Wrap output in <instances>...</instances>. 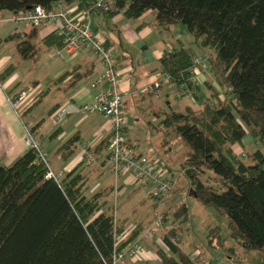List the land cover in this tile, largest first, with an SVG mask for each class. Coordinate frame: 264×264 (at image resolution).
Segmentation results:
<instances>
[{"label":"trees","instance_id":"1","mask_svg":"<svg viewBox=\"0 0 264 264\" xmlns=\"http://www.w3.org/2000/svg\"><path fill=\"white\" fill-rule=\"evenodd\" d=\"M96 1L0 0V12H20L36 5L50 12L59 2L64 9L75 8L73 13L89 16L93 10L100 11ZM148 10L154 11L153 24L160 31L181 23L198 48L195 53L179 46L161 55L159 67L169 77L166 84L182 88L183 96L191 92L194 99L198 97L190 68L195 57L203 55L213 81L230 96L228 100L220 97L206 81L210 94L200 106L189 103L171 110L161 127L171 129L187 144L189 151L181 165L199 202L226 217L229 236L238 246L262 250L264 154L257 148L246 163L233 145L250 135L264 146V0H113L108 10L100 12L137 19ZM26 34L17 45L22 57L34 54ZM12 38L0 39V44ZM41 42L48 47L62 45L54 32ZM13 68L7 66L0 80ZM91 70L76 73L74 79ZM19 92L10 91L9 98ZM76 140L70 137L62 148L68 149ZM47 170L35 148H28L9 166L0 164V264H113L114 256L136 240L143 226L136 224L116 243L128 222L117 219L102 192L88 193L84 175L76 168L58 179L47 177ZM175 214L185 220L186 204ZM177 230L172 223L162 238L171 255L161 248L156 253L162 264H193L171 239ZM206 239L212 247L223 244L219 227L209 228Z\"/></svg>","mask_w":264,"mask_h":264},{"label":"crops","instance_id":"2","mask_svg":"<svg viewBox=\"0 0 264 264\" xmlns=\"http://www.w3.org/2000/svg\"><path fill=\"white\" fill-rule=\"evenodd\" d=\"M11 13L9 11L0 12V39L14 36V38L0 44V73L9 65L14 67L7 77L0 80V164L9 166L28 150L25 143L26 126L31 128L33 136L43 135L44 139L47 140L46 142L43 141L48 147L52 145V150L56 152V156H59L54 160V165L58 166L57 161L60 159L59 165L64 166L65 173L76 168L84 175L89 187L88 193L101 191L103 199L107 201V205L112 206L118 220L126 219L128 224H141L143 229L136 241L151 253L152 258L148 264H162L156 249L151 247L152 242L163 244L160 241L163 237H160L159 233L166 234L169 226H166L164 230L155 229L152 239L146 237L145 230L152 227L154 212L149 187L134 183L129 175L115 179L107 170L105 157L109 131L104 115L100 112L73 113L68 115L60 124H56L54 121V113L59 107L67 103L81 105L91 102L96 93L105 88V82L99 80L101 68L98 65V58L90 49L85 47L61 57L55 55L53 46L48 47L41 42V39L53 32L52 24L42 23L35 27L17 26L8 19ZM89 17L91 27L98 32L102 23L105 24L107 33L102 34V36L107 46L112 50L116 67L121 71L118 88L123 95L128 116V125L124 129L127 139L142 152V159L151 163H163L170 168L171 174L174 173L172 169L174 168L172 166L174 161L168 155L174 154L173 146L180 139L179 135L171 129L162 128L161 120L171 110H178L185 104L197 102V97L192 100L187 96H181L182 94L174 85L166 84V82H162L155 93H141L140 89L154 80H162L163 73L159 67V58L165 51L184 46L197 53V46L194 42L185 45L178 36L175 38L176 41L171 39L172 42L166 43L169 48L163 45V39H161L162 43L157 41L153 44L149 43V39L153 37L151 34H154V30L158 28L153 24V10L146 11L137 19H128L121 13L109 17L97 10L90 12ZM158 31L160 30L158 29ZM24 33H27L25 36L29 37L34 44L32 56L22 57L18 52L17 45ZM42 69L44 70L43 73H47V77L37 74ZM88 69H92L90 73L74 79L76 73ZM64 73L67 74L60 77ZM204 73L203 71V77L205 76ZM209 74L211 73L209 72ZM202 75L198 77L197 95L207 80L205 77L204 80L200 81ZM44 78H47L46 82L42 80ZM94 82H97V85H94ZM211 83L220 93L219 85L214 81ZM29 87H38L40 90L38 98L40 96L41 98L30 107L22 109L23 114L28 118V123H24L21 115H18V112L12 107L8 93L10 91L12 93L19 92ZM204 96L205 99L206 95ZM44 103L46 107H43ZM50 117L51 123L45 127L46 119ZM147 117L159 121L157 128L160 132L157 136L151 137V139L158 138L164 149L163 155L157 161L150 160L151 145H141V129L136 126L143 123V119ZM72 136H76L77 140L68 149L62 148L63 143ZM82 143L92 144L96 161L91 165H86L81 161ZM86 166H93L94 169L90 171V169H86ZM128 213L132 215V218L136 217L135 220L127 219ZM173 237H175L176 242L178 236ZM176 244L181 248L180 243ZM158 245L160 244L158 243ZM181 250L185 252L182 248ZM197 252L198 250L190 254L185 252L193 264H196L194 260L197 257ZM169 255L171 254L169 253ZM122 263L144 264L143 262L133 263L129 260ZM204 263L211 264L210 261L200 262V264Z\"/></svg>","mask_w":264,"mask_h":264},{"label":"built area","instance_id":"3","mask_svg":"<svg viewBox=\"0 0 264 264\" xmlns=\"http://www.w3.org/2000/svg\"><path fill=\"white\" fill-rule=\"evenodd\" d=\"M113 0H97L95 7L100 11H106L111 7ZM75 8L64 9L57 3V8L47 12L42 6L36 5L31 9L13 12L9 20L17 26H36L42 23L52 24L53 32L60 37L61 47L55 46L53 52L57 56L74 53L81 48L90 49L99 60L101 72L99 80L105 82V88L99 90L91 102L75 105L67 103L59 107L54 113V121L60 124L64 119L73 113H93L100 112L106 118L107 129L109 131V144L105 157L107 170L115 177L129 175L136 184L147 185L153 212V225L145 230L147 238L154 237L155 229L166 228L167 201L171 191L175 188V181L170 168L163 163H151L142 159V152L134 147L127 139L124 129L128 125V116L124 106L122 93L118 88V79L121 71L115 66L114 55L110 48L105 47L103 36L91 27L90 18L85 13H73ZM208 71L205 63V56L198 55L194 59V65L190 68L193 80L198 82V77L203 71ZM99 80L97 81L99 83ZM169 77L163 74L162 80H154L149 85L140 89L141 93H155L160 88L162 82H168ZM94 82V85H97ZM38 87H29L21 90L19 94L10 98L12 107L20 115L23 108H28L36 102L39 95ZM185 91L181 88L179 93ZM189 99H194L191 92H187ZM25 143L28 148H35L38 157L46 163L48 170L47 177L58 179L61 173L54 172L47 164L46 153L39 148L31 130L25 128ZM81 161L86 165H91L96 161V155L92 144H81ZM135 228L133 223H129L125 229L116 237V243L125 239ZM160 241L163 242L161 239ZM175 242V237L172 238ZM151 253L144 249L138 241L130 242L127 247L118 252L113 259V264L129 260L130 262H143L148 264L151 260ZM207 264V263H204Z\"/></svg>","mask_w":264,"mask_h":264},{"label":"rangeland","instance_id":"4","mask_svg":"<svg viewBox=\"0 0 264 264\" xmlns=\"http://www.w3.org/2000/svg\"><path fill=\"white\" fill-rule=\"evenodd\" d=\"M170 30H161L158 31V28L154 30V34H151V39H149V43L153 44L154 42L162 43L161 39L164 40L163 45L167 46V42L176 41V37L180 38V40L186 45L189 43H193L192 35L187 32L184 26L181 23H177L174 26H171ZM181 29V31H180ZM100 34L107 33L106 26L104 23L99 27ZM167 48H169L167 46ZM201 54V53H198ZM44 70H40L37 74H42L43 77H47V73H43ZM204 77L202 73V78L200 81L204 80L203 78H207V82H213L211 74H209V70H204ZM21 73V72H20ZM42 77V78H43ZM46 82L47 78L42 79ZM206 83V82H205ZM204 83L203 89L199 92L197 97V102L193 103L194 106H200L201 102L204 99V95L210 94L207 85ZM203 84V83H202ZM225 100H228L230 96L228 94L220 92ZM183 96V95H182ZM173 100V98H172ZM174 101V100H173ZM199 102V103H198ZM43 107H46V104H43ZM21 119L24 123H28V118L20 111ZM158 120L153 118H145L143 119V123L136 125L140 130L141 137L140 142L141 145H151L150 151V160L157 161L163 155V148L160 145L158 138L151 139L152 136H157L160 130L157 128ZM51 117L46 119L45 127L50 125ZM144 126V127H141ZM31 129V128H30ZM176 136V134H175ZM178 136V135H177ZM172 137V136H171ZM34 139L39 144V148L42 149L46 153V158L51 168L56 173H65V169L63 165H59L61 160L59 159L58 166L54 165V160L59 157L56 156V152L53 151L52 145L48 147L45 143L47 140L44 139L43 135L34 136ZM177 142L173 146L174 154H169L168 156L172 157V161L174 163L172 166L174 168L172 173V177L175 181V188L169 196L168 207L166 209V226H171L172 223L174 226L178 227L177 236L178 239L176 243H180L181 248L187 252L188 254L198 250L197 257L194 261L196 264H200L201 261L208 262L211 264H264V248L262 250L258 249H247L241 246H238L237 243L229 236V230L227 228V220L226 217L223 216L218 210L213 207H207L202 205L199 200L193 194V191L190 187L189 181L185 174L183 173L182 161L185 158L186 154L189 151L187 144L181 140ZM45 142H44V141ZM154 141V143H152ZM54 145V144H53ZM56 146V143H55ZM260 148L262 153L264 154V146L259 144L255 139H253L250 135H247L241 143L235 144L233 149L236 155L243 159L246 163L251 162L252 157L251 153ZM64 163V162H63ZM86 169H90L92 171L94 167L86 166ZM92 176V175H91ZM203 179H206L205 177ZM212 181L213 177L209 178ZM181 204H186L187 207V218L182 220V216H176L175 212L179 209ZM128 211V210H127ZM127 219H134L132 215L128 213ZM143 218V217H142ZM135 220V219H134ZM137 222V220H136ZM219 227L220 229V237L223 242L221 246L212 247L207 243L206 235L209 228ZM165 235V234H164ZM162 232L159 233L160 237L164 236ZM215 242V241H213ZM158 243L160 245H158ZM164 244V243H163ZM161 244L160 242H152V249L161 248L165 253H170L167 250L166 246ZM171 254V253H170ZM115 264H125L122 262H117ZM152 264V263H151Z\"/></svg>","mask_w":264,"mask_h":264}]
</instances>
